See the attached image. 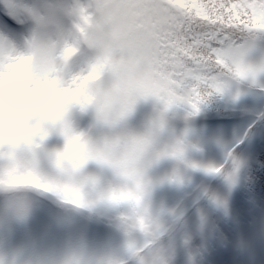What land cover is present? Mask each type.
Listing matches in <instances>:
<instances>
[{"label":"clouds","instance_id":"1","mask_svg":"<svg viewBox=\"0 0 264 264\" xmlns=\"http://www.w3.org/2000/svg\"><path fill=\"white\" fill-rule=\"evenodd\" d=\"M0 10L22 26L16 31L0 25V245L12 222L27 217L25 193L33 188L69 202L78 199L81 206L97 199L125 205V224L156 241L161 232L149 204L148 173L175 149L162 138L163 111L140 131L126 119L137 101L149 96L165 107L180 102L168 104V90L151 75V31L142 0H0ZM258 31L239 33L234 68L226 78L252 74L246 56ZM87 109L94 113L96 135L74 127L75 111ZM53 132L64 139L60 149L45 146ZM89 161L110 169L115 186L86 174ZM0 255L5 264H95L79 247L39 259L29 250L0 247ZM141 255L144 264H165L158 244L145 245Z\"/></svg>","mask_w":264,"mask_h":264},{"label":"rangeland","instance_id":"2","mask_svg":"<svg viewBox=\"0 0 264 264\" xmlns=\"http://www.w3.org/2000/svg\"><path fill=\"white\" fill-rule=\"evenodd\" d=\"M0 25L6 26L1 17ZM18 25L20 29L16 31H22V26ZM246 62L253 72L243 79L264 88V43L251 42ZM80 63L78 60V66ZM223 84L222 93L233 107L246 112L244 117L233 121L221 120L195 125L178 131L176 135L205 145L216 154H224L226 159L231 160L237 147L244 148L247 140L249 145L253 144L254 137L251 133L249 136L248 129L264 113V91L238 84L232 77L224 78ZM79 114L80 110L74 113L76 130L96 135L95 122L82 119ZM57 133L53 132L51 138L56 139ZM84 169L89 170L91 175L101 177L100 182L105 187L109 184L114 186L118 182L110 169L101 168L94 161H89ZM235 170L234 165L233 173L229 176L230 182L218 187L209 207L206 204L190 217L178 221L174 210L176 204L187 197L188 194L184 192L189 189L192 194L191 201L199 198L202 189L192 186L196 184V179H190L181 164L161 155L148 173L152 180L149 204L155 210L161 232L153 244L148 234L139 228L132 230L125 224L127 211L122 204H112L115 210L121 212L117 223L120 229L107 222H89L82 218V209L77 214L59 216L61 221L66 222L67 232L56 225L52 229L45 228L43 222H46L48 214L41 213L40 208H31L29 204L27 217L12 222L7 240L0 247H5L10 252L29 250L38 259L41 255L79 247L92 254L95 264H110L113 259L118 264L129 259L132 264H144L141 252L145 245L154 247L158 244L164 249L165 264H264V201L258 204L240 197L235 187L240 184V177L236 176L238 170ZM190 201L188 199L187 204ZM228 205L233 210V217L228 219L231 222L229 226L225 222L224 224L231 234L230 239L217 234L211 223L212 213H218L225 218ZM168 225L175 227L164 230ZM0 264H5V257L2 255Z\"/></svg>","mask_w":264,"mask_h":264},{"label":"trees","instance_id":"3","mask_svg":"<svg viewBox=\"0 0 264 264\" xmlns=\"http://www.w3.org/2000/svg\"><path fill=\"white\" fill-rule=\"evenodd\" d=\"M198 2H206V0H198ZM251 42L264 43V30H259L256 39ZM243 78L244 76L232 77L238 84H243V86L249 85L253 89L264 91V88L248 83ZM161 111L164 112L162 138L170 149H179L181 152V155L177 156L173 154L174 151L170 150L162 156L181 164L184 172L190 179H196L194 182L196 184L192 186L202 189L198 196L199 198L191 201L192 194L188 191L189 189L184 192L188 194L187 197L181 200L178 205L176 204L174 210L178 221L182 218L181 221L190 217L194 212L199 211L200 208L203 209L206 204L209 207V204L217 194L218 187L230 182L229 176L233 173L232 169L234 165L236 166V170H238L236 176L240 177V184L235 186L240 197L252 203L261 204L264 201V113L259 115L248 129L249 136L251 133L252 137H254L253 144L249 145L247 140L244 148L237 147L234 150V158L230 160L226 159L224 154L220 156L205 145L203 146L185 139L182 135H176L178 131L195 125L210 124L221 120L233 121L244 117L246 112L233 107L221 89L213 91L212 94L208 95L199 104L197 109H193L189 104L184 102L165 107L160 100L153 96L140 99L137 101L133 111L128 115L126 123L134 130H143L149 121ZM79 116L82 119L95 122L94 113L91 109L80 111ZM63 145L64 139L59 133H57L56 139H52L49 136L45 140V146L48 149H60ZM211 169H219V171H212ZM83 171L91 175L89 170L83 168ZM98 178L100 180L101 177ZM25 195L31 208H40L41 213L48 214L46 222H43L45 228L52 229L56 225L60 230L65 231L67 227L66 222L61 221L59 216L63 214H77L82 209V218H86L89 222L98 221L102 224L107 222L118 227L117 223L121 212L117 209L115 210L112 204L102 203V205H99V199L86 206H81L59 197L55 192L44 189H29ZM2 199L3 193L0 192V201ZM188 199L191 202L190 204H187ZM204 200L207 202H203ZM228 209L225 216L226 219L218 213H212L211 219L213 221L211 223L217 234L228 236L230 239L232 238L231 234L224 224L225 222L229 226L231 222L228 219L233 217V210H231L230 205H228ZM170 227L173 228L175 226L168 225L167 229L164 230L168 231ZM118 228L120 229V227ZM156 241H152V244ZM128 262L132 264L130 263V259L121 264H128Z\"/></svg>","mask_w":264,"mask_h":264},{"label":"snow or ice","instance_id":"4","mask_svg":"<svg viewBox=\"0 0 264 264\" xmlns=\"http://www.w3.org/2000/svg\"><path fill=\"white\" fill-rule=\"evenodd\" d=\"M142 3L151 31V75L168 90L164 97L168 104L184 102L197 109L208 95L224 87V73L234 68L239 33L264 30V0ZM236 74L245 75L240 70ZM173 154L181 152L176 149Z\"/></svg>","mask_w":264,"mask_h":264}]
</instances>
